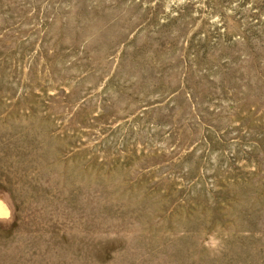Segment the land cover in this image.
Returning a JSON list of instances; mask_svg holds the SVG:
<instances>
[{"label":"rangeland","instance_id":"obj_1","mask_svg":"<svg viewBox=\"0 0 264 264\" xmlns=\"http://www.w3.org/2000/svg\"><path fill=\"white\" fill-rule=\"evenodd\" d=\"M0 264H264V0H0Z\"/></svg>","mask_w":264,"mask_h":264},{"label":"clouds","instance_id":"obj_2","mask_svg":"<svg viewBox=\"0 0 264 264\" xmlns=\"http://www.w3.org/2000/svg\"><path fill=\"white\" fill-rule=\"evenodd\" d=\"M182 2V0H181ZM222 243V241L216 240V246H219Z\"/></svg>","mask_w":264,"mask_h":264}]
</instances>
